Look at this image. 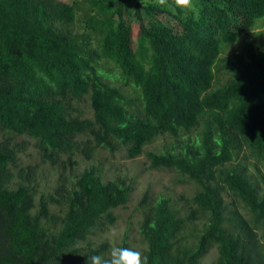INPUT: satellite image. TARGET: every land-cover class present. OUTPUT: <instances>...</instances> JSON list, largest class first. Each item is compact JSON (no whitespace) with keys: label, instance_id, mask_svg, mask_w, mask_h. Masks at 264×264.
Here are the masks:
<instances>
[{"label":"trees","instance_id":"trees-1","mask_svg":"<svg viewBox=\"0 0 264 264\" xmlns=\"http://www.w3.org/2000/svg\"><path fill=\"white\" fill-rule=\"evenodd\" d=\"M194 2L185 14L154 0H0V264L106 254L90 236L116 221L131 183L91 165L36 198L37 166L98 148L134 157L159 136L148 166L196 190L183 212L145 193L144 246L126 233L116 246L148 264H201L211 247V264H264V0ZM29 142L40 161L20 165Z\"/></svg>","mask_w":264,"mask_h":264},{"label":"rangeland","instance_id":"rangeland-1","mask_svg":"<svg viewBox=\"0 0 264 264\" xmlns=\"http://www.w3.org/2000/svg\"><path fill=\"white\" fill-rule=\"evenodd\" d=\"M133 27L134 31H136L137 22H133ZM242 42L243 38H240L234 48H239ZM81 107L85 109L87 115H90L91 109L88 104L81 103ZM19 139L20 137H18ZM164 144H167V141L159 136L154 141L146 143L143 146L142 153L134 157H129L124 148H119L115 151L98 148L92 153L90 158L74 154L73 159L75 162L71 166L68 163L62 166L61 163L52 165L48 162H42L37 166L34 175L35 197L38 198L41 193L50 192L60 180H64L66 184H69L76 174L91 165L97 167L104 180L121 177L132 185L128 201L125 206L114 209L117 217L116 221L106 231L91 235L90 239L93 241L107 240L110 246H116L124 233H126L128 241L133 246L141 248L144 244L137 229L141 217L140 200L143 195L145 193L148 195H165L183 212L187 208L185 201L196 190V184L193 181L183 180V177L179 176L174 170L169 168H150L148 166L146 151H158ZM18 155L20 165L40 161L35 147L30 142L25 150L20 151ZM225 199L229 201L230 197L225 195ZM196 226L200 227V222ZM114 232L117 234L115 239L112 236ZM215 257L216 249L211 247L200 263L211 264Z\"/></svg>","mask_w":264,"mask_h":264},{"label":"clouds","instance_id":"clouds-1","mask_svg":"<svg viewBox=\"0 0 264 264\" xmlns=\"http://www.w3.org/2000/svg\"><path fill=\"white\" fill-rule=\"evenodd\" d=\"M154 6L172 12L180 9L185 14L195 13L197 8L194 0H154ZM149 227L155 228V222L150 223ZM116 235L115 232L112 234L113 239L116 238ZM86 264H148V258L140 250L113 245L109 247L106 254L95 253L88 255Z\"/></svg>","mask_w":264,"mask_h":264}]
</instances>
